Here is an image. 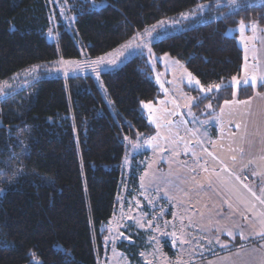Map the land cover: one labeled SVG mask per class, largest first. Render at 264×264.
<instances>
[{
  "label": "trees",
  "instance_id": "obj_1",
  "mask_svg": "<svg viewBox=\"0 0 264 264\" xmlns=\"http://www.w3.org/2000/svg\"><path fill=\"white\" fill-rule=\"evenodd\" d=\"M95 1L108 5L96 10L89 1L69 0L76 34L56 15L54 43L49 0H0V84L36 66L81 58L79 44L93 58L106 55L158 22L203 5L220 16L191 20L153 50L178 59L202 86L223 85L205 96L195 93L193 110L208 119L234 99L229 82L244 65L229 31L240 21L264 28V2L231 12L217 9V0ZM152 75L142 55L100 75L115 115L90 76L44 77L0 101V264H98L118 205L127 143L156 133L143 113L144 104L162 96ZM263 92L264 85L246 86L238 100ZM146 158L132 160L133 189L140 188ZM129 254L136 258L134 248Z\"/></svg>",
  "mask_w": 264,
  "mask_h": 264
},
{
  "label": "rangeland",
  "instance_id": "obj_2",
  "mask_svg": "<svg viewBox=\"0 0 264 264\" xmlns=\"http://www.w3.org/2000/svg\"><path fill=\"white\" fill-rule=\"evenodd\" d=\"M49 1L54 11L49 40L58 43L56 15L75 36V15L69 0ZM86 1L91 2L96 10L108 5L106 1ZM263 2L236 0L239 9L246 4ZM216 7H227L231 12L237 10L229 5V0H220ZM210 14L214 13L208 7H197L192 13L162 20L147 31L137 33L114 51L97 58L89 56L78 43L81 58L59 59L52 64L36 66L0 84L1 101L44 77L68 80L75 76H90L96 80L109 111L115 115L100 75L121 68L139 55L148 60L152 78L162 96L156 103L144 104L143 113L156 133L127 143L118 205L105 228L104 253L98 264H207L208 261L198 258L208 256L223 245L216 235L220 226V201L204 181L208 175H213L212 171L219 170L214 161L217 164H224L225 160L250 163L258 159L264 134L248 138L245 149L238 146L240 139L237 138L233 148L223 136L215 140L213 128L218 123L217 116L201 119L193 110L197 101L195 93L205 96L207 88L195 81L190 83L188 73L191 72L178 59L169 54L157 55L153 50L154 43L165 36L181 32L191 20L203 19ZM213 16L217 18L220 15L216 12ZM195 80L198 79L195 77ZM237 81L240 84L239 77L229 84L236 89L239 86ZM252 126L264 128V119L254 120ZM140 155H147L145 171L140 188L133 189L130 169L133 158ZM132 247L136 250V258L133 259L129 256Z\"/></svg>",
  "mask_w": 264,
  "mask_h": 264
},
{
  "label": "crops",
  "instance_id": "obj_3",
  "mask_svg": "<svg viewBox=\"0 0 264 264\" xmlns=\"http://www.w3.org/2000/svg\"><path fill=\"white\" fill-rule=\"evenodd\" d=\"M228 34L236 37L244 52V65L239 76L241 82L236 89L233 88L234 99L224 103L218 113L208 119L218 118L213 128L215 140L223 136L233 148L237 138L240 139L238 146L245 149L248 138L264 134V128L252 126L254 120L264 119V92L246 100L249 101L247 104L237 103L242 87L264 85L260 79L264 76V28L245 25L243 31L239 26ZM253 77L256 78L255 84ZM246 79L247 84L244 83ZM258 151L261 154L257 156L259 158L250 163L225 160L224 164H217L214 161L219 170L212 171L213 175H208L204 181L220 201V226L215 234L220 237L219 243L223 242L222 247L208 256L198 258L208 261L207 264H264V237L258 235L264 232V142ZM236 239L241 242L236 243Z\"/></svg>",
  "mask_w": 264,
  "mask_h": 264
},
{
  "label": "snow or ice",
  "instance_id": "obj_4",
  "mask_svg": "<svg viewBox=\"0 0 264 264\" xmlns=\"http://www.w3.org/2000/svg\"><path fill=\"white\" fill-rule=\"evenodd\" d=\"M219 2H220V0H217V4H219ZM229 5H230V6H234L237 10L239 9V5L236 4V0H229ZM198 7L203 8L204 6H203V5H200V6H198ZM161 23H163V22H161ZM244 28H245V24H244V22H243V21H240V29H241V31H243ZM146 31H147V30H146ZM253 31H255V26H253ZM101 59H103V58H101ZM94 63H95V62H94ZM188 76H189V78H190V79H189V82H190V83H191L192 81H195L196 84H199V83H200L198 80H195V77H193L191 73H188ZM260 79H261V81H264V76H261ZM233 80H236V77H233ZM252 82H253V84L256 83V78H255V77L252 78ZM244 83H245V84L248 83L247 79L244 81ZM237 84H239V81H237ZM219 88H220V85H218V84H210V85H208V87H207V91H208V92H211L213 89L219 90ZM200 90H201V91H204L203 88H201ZM205 98H208V97L206 96ZM248 102H249V101L242 100V101H238L237 103H240V104H247ZM228 103H230V102H229V101H225V104H228ZM145 107H147V105H145ZM197 107H199V105H197ZM209 107H211V105H209ZM237 127H239V125H237ZM204 171L207 172V171H208L207 168H205ZM2 191H3V189H0V192H2ZM254 195H255V194H254ZM262 203H264V201H262ZM229 234H230V233H229ZM258 235H261L262 237H264V232L258 233Z\"/></svg>",
  "mask_w": 264,
  "mask_h": 264
}]
</instances>
